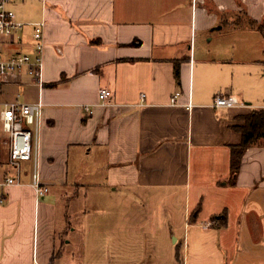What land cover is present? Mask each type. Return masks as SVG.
<instances>
[{"label": "crops", "instance_id": "obj_1", "mask_svg": "<svg viewBox=\"0 0 264 264\" xmlns=\"http://www.w3.org/2000/svg\"><path fill=\"white\" fill-rule=\"evenodd\" d=\"M10 10L26 26L5 41L13 56L34 54L33 26L46 25L44 87L0 92L32 91L25 104L44 105L35 157L50 193L37 199L34 163L22 164L21 187H1L17 172L0 120V264H65L73 246L155 261L166 246L167 264H264L262 144L231 184L234 128L264 111V0H11ZM241 15L256 25L235 26ZM214 28L235 45L199 55ZM219 95L247 108L216 110ZM89 181L90 212L71 214L82 200L69 191Z\"/></svg>", "mask_w": 264, "mask_h": 264}, {"label": "built area", "instance_id": "obj_2", "mask_svg": "<svg viewBox=\"0 0 264 264\" xmlns=\"http://www.w3.org/2000/svg\"><path fill=\"white\" fill-rule=\"evenodd\" d=\"M11 0H0V54L5 41H13L20 36L26 26L17 21L16 14L10 10ZM45 30L46 25L33 26L34 54L15 55L9 60L0 58V86L17 87L25 81L44 87L45 66ZM177 94L175 101L180 98ZM101 97L109 101L112 94L101 92ZM145 100L146 97L143 96ZM0 120L3 130L9 137L11 166L17 172L15 179H8L2 188L21 187L22 164L34 163L32 188L39 201L45 199L50 190L43 184L37 162L36 142L39 138L44 105L22 104L20 102L3 103ZM216 110L235 111L246 109L247 106L232 96L219 95L214 101ZM87 112L90 110L87 108Z\"/></svg>", "mask_w": 264, "mask_h": 264}, {"label": "rangeland", "instance_id": "obj_3", "mask_svg": "<svg viewBox=\"0 0 264 264\" xmlns=\"http://www.w3.org/2000/svg\"><path fill=\"white\" fill-rule=\"evenodd\" d=\"M236 22L238 23H247L248 19L245 15H241L239 19H236ZM245 23V24H246ZM214 38V41L212 40ZM237 40L235 38L231 37L229 34V31L222 32L220 28H214L211 30L210 35H204L202 34L199 39V55H209V53L215 54H226L229 51V48H231L235 45ZM4 47V55L1 56V60H6V58L13 57L14 50L6 47ZM1 91V89H0ZM10 91L8 94L7 99L3 98V93L0 92V102L2 101H9V102H20L22 104L27 103V100L29 98H32L30 101H34L35 95L32 91H28L25 95H21L19 93L20 91L18 89L8 90ZM32 92V93H31ZM22 96V97H21ZM37 97V95H36ZM29 102V100H28ZM75 160V159H74ZM93 162L91 160H86V164H84V168H87V174L92 170ZM73 160L71 161L70 167H71V174L75 173V169L78 167ZM84 188L82 189H72L69 191V193H75L78 192L81 196V202L80 199L77 201L78 204H74L72 206L71 214H75L76 212H80L82 210H87L90 212V205L86 203V198L91 197L93 194L94 189L91 187L92 182L89 181L88 183H85ZM102 195H106L108 193V190H103ZM97 193V191H95ZM101 195V194H100ZM71 200V199H70ZM70 200H68L70 204ZM72 224H75V221L73 220ZM70 240V239H69ZM74 240V239H71ZM169 241V242H168ZM167 243L170 244V239L167 240ZM113 250H109L108 252L103 251H94L91 249H82L79 248L76 250V247H67L66 253L64 255V260L62 263L65 264H148V263H159L162 262L164 264H167L168 262L166 259V254L169 251L168 247H163L164 250V256L163 258L158 259L157 261L154 260L155 254L146 252L144 250L139 251H130L128 249H116L112 248ZM163 254V253H162Z\"/></svg>", "mask_w": 264, "mask_h": 264}, {"label": "trees", "instance_id": "obj_4", "mask_svg": "<svg viewBox=\"0 0 264 264\" xmlns=\"http://www.w3.org/2000/svg\"><path fill=\"white\" fill-rule=\"evenodd\" d=\"M249 27H254L256 24L252 21L248 22ZM235 26L240 27V23H235ZM262 30V29H260ZM178 66L176 69V77L179 78ZM244 123L243 127H236L234 130L241 134L242 144L235 147L231 152V184L236 185L239 173L241 171L242 160L245 154L253 147L261 145L264 147V111L254 113L248 117L241 118Z\"/></svg>", "mask_w": 264, "mask_h": 264}]
</instances>
